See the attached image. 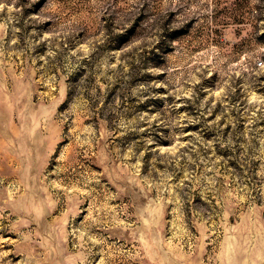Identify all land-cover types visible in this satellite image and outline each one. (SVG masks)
Masks as SVG:
<instances>
[{"label":"rangeland","instance_id":"obj_1","mask_svg":"<svg viewBox=\"0 0 264 264\" xmlns=\"http://www.w3.org/2000/svg\"><path fill=\"white\" fill-rule=\"evenodd\" d=\"M0 264H264V0H0Z\"/></svg>","mask_w":264,"mask_h":264}]
</instances>
